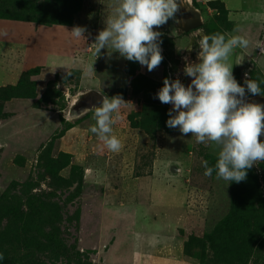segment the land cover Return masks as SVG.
Returning a JSON list of instances; mask_svg holds the SVG:
<instances>
[{
    "label": "rangeland",
    "instance_id": "obj_1",
    "mask_svg": "<svg viewBox=\"0 0 264 264\" xmlns=\"http://www.w3.org/2000/svg\"><path fill=\"white\" fill-rule=\"evenodd\" d=\"M242 1L184 0L154 28L164 59L149 72L107 49L96 58L93 43L115 0H0V20L86 28L73 57L46 66L21 71L20 55L0 50V264H141L134 261V209L147 202L157 177L185 194L192 224L178 233L182 264H264V162L240 183L218 179L215 170L206 176L202 161L214 168L217 146L167 127L172 105L156 97L166 77L190 84L183 58L199 62L202 36L220 33L250 41L234 49L232 72L246 98H264V0H254V21ZM245 79L261 94L248 92ZM105 95L128 102L113 125L123 144L118 153L102 150L90 131L92 107ZM162 198L177 204L173 195Z\"/></svg>",
    "mask_w": 264,
    "mask_h": 264
},
{
    "label": "clouds",
    "instance_id": "obj_2",
    "mask_svg": "<svg viewBox=\"0 0 264 264\" xmlns=\"http://www.w3.org/2000/svg\"><path fill=\"white\" fill-rule=\"evenodd\" d=\"M184 0H115L113 12L105 17V27L95 37V55L102 49L108 56L118 52L128 61L146 66L149 72L163 61L159 28L174 18ZM71 37L86 39V28L74 26ZM250 41L241 35H204L199 41L197 60L184 57L183 72L191 77L185 86L179 78H164L163 86L156 93L163 104H171L166 121L167 127L178 128L183 135L195 136L197 143L213 142L218 148L214 168L202 161L205 175L216 171L218 179L240 183L247 171L264 162V105L246 102L245 87L241 86L232 72L230 57L235 48H247ZM95 62V61H94ZM88 72L94 73L93 64ZM69 75L71 73L68 72ZM247 76V73H245ZM252 95L261 94L259 84L252 79L244 81ZM126 102L121 95L103 96L99 106H93L95 125L90 131L101 142V148L118 153L123 148L115 135L113 125L121 119V108ZM175 113V114H174ZM0 253V260H3Z\"/></svg>",
    "mask_w": 264,
    "mask_h": 264
},
{
    "label": "crops",
    "instance_id": "obj_3",
    "mask_svg": "<svg viewBox=\"0 0 264 264\" xmlns=\"http://www.w3.org/2000/svg\"><path fill=\"white\" fill-rule=\"evenodd\" d=\"M241 4L247 19L251 21L258 19L256 16L258 13L254 11V0H245ZM249 25L255 26L252 23ZM65 29L71 31L72 28L63 25L43 26L22 21L0 20V50L20 55L21 71L46 66L55 58H71L77 51L76 39L72 38ZM56 35H62L66 40H58L59 37L56 38ZM232 56H235L234 52ZM85 67L81 73L83 81L87 80L86 76L90 74L87 66ZM101 169L89 167L85 170L103 173ZM101 180H98L99 183ZM164 180L163 177L150 179L147 202L136 205L134 209L135 230L139 239L134 257L136 263L182 264L184 259L182 240L179 239L178 233L183 229V225L190 227L192 224L185 210V194L181 188L166 186ZM166 194L173 195L177 204L173 206L166 202L162 198ZM137 210H140V217H137ZM171 216L174 217L168 220ZM144 249L149 253H144Z\"/></svg>",
    "mask_w": 264,
    "mask_h": 264
},
{
    "label": "water",
    "instance_id": "obj_4",
    "mask_svg": "<svg viewBox=\"0 0 264 264\" xmlns=\"http://www.w3.org/2000/svg\"><path fill=\"white\" fill-rule=\"evenodd\" d=\"M199 24H200L199 21H197V22H190L189 24H187V26L183 30L188 31V30H190V29L198 26ZM244 99H245L246 102L258 103V104L264 105V98H261V97H257V98H246V97H244ZM253 99H255V100H253ZM259 139L262 142H264V135H261L259 137Z\"/></svg>",
    "mask_w": 264,
    "mask_h": 264
},
{
    "label": "trees",
    "instance_id": "obj_5",
    "mask_svg": "<svg viewBox=\"0 0 264 264\" xmlns=\"http://www.w3.org/2000/svg\"><path fill=\"white\" fill-rule=\"evenodd\" d=\"M55 24H56V25H60V24H58V23H54L53 25H55Z\"/></svg>",
    "mask_w": 264,
    "mask_h": 264
},
{
    "label": "bare ground",
    "instance_id": "obj_6",
    "mask_svg": "<svg viewBox=\"0 0 264 264\" xmlns=\"http://www.w3.org/2000/svg\"><path fill=\"white\" fill-rule=\"evenodd\" d=\"M56 51V50H55ZM253 100H255V99H253Z\"/></svg>",
    "mask_w": 264,
    "mask_h": 264
}]
</instances>
